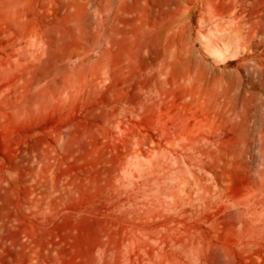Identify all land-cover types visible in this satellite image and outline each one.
<instances>
[{"label":"bare ground","instance_id":"6f19581e","mask_svg":"<svg viewBox=\"0 0 264 264\" xmlns=\"http://www.w3.org/2000/svg\"><path fill=\"white\" fill-rule=\"evenodd\" d=\"M250 3L0 0V130L31 126L0 167V264H205L203 249L175 253L134 228L116 241L103 234L85 261L71 260L73 235L57 224L82 214L65 212L93 175L127 184L143 175L146 185L163 170L141 162L134 120L165 102L182 62L226 68L254 49L261 25Z\"/></svg>","mask_w":264,"mask_h":264},{"label":"rangeland","instance_id":"374dc122","mask_svg":"<svg viewBox=\"0 0 264 264\" xmlns=\"http://www.w3.org/2000/svg\"><path fill=\"white\" fill-rule=\"evenodd\" d=\"M247 10L261 25L253 50L226 68L182 62L165 102L134 120L141 162L163 168L155 179L126 176L127 184L97 174L83 182L65 212L82 214L57 224L73 235L71 260L85 261L103 234L116 241L134 228L173 252L203 249L205 264H264V0ZM5 43L0 27V53ZM199 45L192 36V58ZM30 132L28 123L0 130V167ZM129 141L120 151L133 148Z\"/></svg>","mask_w":264,"mask_h":264}]
</instances>
